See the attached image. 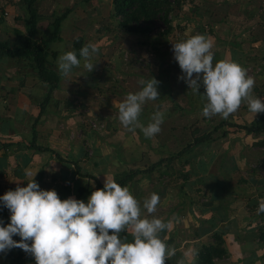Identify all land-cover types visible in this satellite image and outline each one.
Instances as JSON below:
<instances>
[{
	"label": "crops",
	"instance_id": "obj_1",
	"mask_svg": "<svg viewBox=\"0 0 264 264\" xmlns=\"http://www.w3.org/2000/svg\"><path fill=\"white\" fill-rule=\"evenodd\" d=\"M0 1L2 3V0ZM80 1L37 0L35 2L37 13L44 17L37 24L39 33L42 34L46 31L51 21L65 12L67 8L71 9L68 16L72 18L74 16L72 11H75L77 7H81ZM249 1L180 0L179 8L181 13L184 14L182 15V20H185L182 21L180 19V25H182L183 29L185 28L189 31L188 37L191 34L193 36L197 34L207 36L213 44L211 51L213 53L216 52L221 60H231V51H234L238 58L240 51L229 48L228 42H234L231 39L235 40L242 32L243 34L244 32L250 33L253 30L251 27L241 28L242 25L247 26V24L251 23L252 17L254 19L257 17L258 23L256 27L264 26V0H253L250 3L251 5ZM2 6L4 7V5ZM247 7H252L249 10L250 12L248 11L249 15L245 14V11L248 10ZM6 10L11 11L17 17L24 18L25 16V5L24 3L21 4L20 0H13V4L6 5L4 13H6ZM68 16L62 20L60 25V41L54 40L48 44L49 59L55 60L58 54L55 48L50 49L49 46L51 44L63 43L66 45V37L68 41L70 37L73 36L75 38L77 36L78 24L76 25V23L72 22L69 24ZM0 17H3V15ZM3 18L0 25V39L13 42L15 40L14 29L17 28L24 33V26L20 29L19 26L13 25V20L7 21ZM180 20H177V22ZM230 21L233 24H230ZM234 29H239L240 32H229V30ZM171 31H173V28ZM248 33V47L256 46L259 49H256V54L253 52L245 55L258 56L244 57L248 61H253L254 59L257 62L264 61V58L259 56V50L264 51V35L258 38L256 35ZM116 35H118L117 32ZM161 37L162 41H157L152 35L145 37V39L147 43L150 42L151 46H153V51H159L158 49L161 50L164 44L168 45L166 36ZM95 40H88L87 42V39H85L82 44L84 46L91 43L95 46ZM137 43L139 45L140 41L135 42L136 46H138ZM67 44L69 43L67 42ZM142 44L146 43L142 42ZM235 47H238L237 43H235ZM67 51H74L73 45L70 50L65 52ZM165 55L168 54L165 52ZM155 56L160 63L167 61L168 58L171 59L169 62H172L174 58V56H164V54L158 56L153 53V58ZM93 61L96 62L97 59L94 58ZM115 67H117L116 64ZM159 68L156 65V69H150L149 72H145L147 76L143 73L141 77L144 80H147L149 75L156 78L159 73H162ZM154 71L158 74L154 73ZM163 74H169V70L163 72ZM98 77L101 80L103 75L100 73ZM102 82L103 80L92 85L96 87ZM91 90V87L84 89V91L79 90L81 97L82 94L85 95L84 102H82L85 106H92L91 101H89V92ZM77 92H73L76 93L74 98L78 97ZM47 93V85L38 80L35 71L28 66L20 64L15 59L6 56L0 57V196H3L9 190H15L17 185L21 187L27 186V182L31 181L36 175L34 179L42 190H55L61 200L75 197L78 200L87 202L91 193L88 194L86 191L94 190L97 181L104 185L106 180L112 181L120 175L148 168L137 167L136 163H139L141 154L139 149H137L138 155H133V149H130L131 141L128 136L123 134V128L118 126L116 132L119 134L118 144L120 143V149L117 152L111 150V148H114L113 145L102 144L99 139L101 136L100 131H92L85 127L82 120L83 116H81L85 113L80 115V113L76 112L73 105L70 108H66V110L61 105L56 107V109H49L52 100L54 101L52 104H59L57 99L60 98L55 96L67 94L65 85L61 86L59 83L58 87L51 92L50 102L45 104V108L44 110L42 109L41 113L40 106ZM114 102L115 100H113ZM105 110H98L100 118L105 116ZM2 111L5 112L4 115ZM80 117L81 120H79ZM118 124L121 123L119 122ZM67 128L71 129L69 134L65 132ZM107 129L109 133V128ZM109 134H111V131ZM111 135L116 134L113 133ZM32 143L36 147H46L49 150L38 152L29 147ZM135 156L138 157L135 159ZM59 157L64 162L60 161ZM76 169L84 175L90 174L94 176L96 180L79 176ZM27 173H31V175H27ZM141 175L128 182L126 187L130 189L131 193L141 204L152 193L159 195L160 203L157 205L156 212L151 215L161 218L165 222L171 221V226L160 235L165 243L176 248V252L182 249L183 254L184 252L196 253L198 251L197 248L207 244V241L211 239L214 233H219L224 240L227 251L226 257L228 258L217 260L216 264H264V212H258L260 204L264 202V181H256L255 184L249 181L244 186L235 187L233 189V198L229 200L224 199L221 192H218L217 195H211L209 205H206L205 208L200 207L203 217L199 218L198 227H184L183 229L178 222L177 215L179 213L176 212V209H169L168 215L165 216L159 212L162 207L171 206L172 204L176 206L177 204L174 203L176 202L175 199H172L171 194L167 193L165 187H161V189L155 188L154 184L150 185L147 184L149 182L142 181ZM143 175L145 180H149V173H143ZM156 181L155 179L152 182ZM247 188H249L248 193ZM231 205H233V208ZM189 211L193 212L192 209H189ZM215 213L217 214L215 215ZM142 214L145 216L149 215L146 211ZM186 215H189V212L186 211ZM9 217L10 212L0 204V220L4 222V225L10 222ZM179 228L182 229L180 230ZM127 231L128 234L121 233V237L129 236L128 239L131 242V229L129 228ZM13 239L17 240L20 238L19 236H14ZM205 239L208 240L204 241ZM9 253L13 255L21 253V260L24 261V264H36L35 259L30 254H26L18 248L12 249L6 254L0 253V264H16L14 262L11 263L10 258L7 256ZM185 256L187 255L180 256L184 264H192L194 262L195 256L191 259L192 261H188L187 257L184 258ZM168 261L170 263L173 262L171 264H176V260L173 261L172 258Z\"/></svg>",
	"mask_w": 264,
	"mask_h": 264
},
{
	"label": "rangeland",
	"instance_id": "obj_2",
	"mask_svg": "<svg viewBox=\"0 0 264 264\" xmlns=\"http://www.w3.org/2000/svg\"><path fill=\"white\" fill-rule=\"evenodd\" d=\"M252 1L250 0L249 4ZM20 3L23 4L22 1ZM79 3L81 7H77L75 11H72L74 16L69 18L67 15L70 19H68V23L78 24L79 32L77 31L76 34L82 38V43L85 39H87V42L88 40L96 39L95 47L98 49V54L92 58V62L96 66L89 73L84 68V60L81 58L80 66L73 68L68 77H62L58 71L59 76L62 77L59 83L61 86L65 85L67 94L55 96L60 98L57 99L59 104L54 105L52 104V102L54 103L53 100L49 101L51 103L49 109H56L60 105L65 108L66 102H72L77 113H80V115L85 113L81 115L83 116L82 120L85 127L98 132V130L91 128V123L102 124L99 130V133H101L99 139L102 144L113 145L114 148H111V150L117 152L120 149V143L118 144L119 134L116 132L118 126L123 128V134L128 136L131 141L130 149H133V155H138L137 149H139L141 154L139 163H136L137 167L147 168L161 159L174 157L170 161L165 160L158 168L156 167L149 173V180H145L143 174H140V177L142 181L149 182L147 184H154L155 188L161 189V187H165L167 193L171 194L172 199L176 201L174 203L177 205L174 206L172 204L171 206L162 207L159 212L165 216L168 215L169 209H176V212L179 213L177 215L178 222L183 229L184 227H198L199 218L203 217L200 207L205 208L206 205H209L211 195H217L218 192H221L222 197L229 200L233 198V189L235 187L244 186L249 181L254 182V184L256 181H264V131L249 134L238 129V127L250 125L259 114L255 115V113L250 112L247 103L242 102L240 108L226 119L221 115H215L210 119L205 118L201 114L204 101L199 95L190 90L182 80H178L182 73L174 58L172 62H169L171 59L168 58L167 61L161 63L156 60V56L153 58V53L158 56L162 54L164 56H174L172 44L187 40L193 36L191 34L188 37L189 31L185 28L183 29L182 25H180L182 15H184L181 13V9L172 18V20L174 19L172 22L173 31L166 36L168 45L164 44L161 50L153 51V46H151L150 42L147 43L144 36L125 34L124 31L117 30L116 22L110 18V11L112 12L111 0H87V2L81 0ZM10 4H13V0H2L0 4L3 19L7 21L13 20V25L19 26L21 29L23 24L21 21H17L20 18L12 14L9 11L10 9L6 10V14H4L6 5L9 6ZM251 8L247 7L246 15H249ZM177 20L180 21L177 22ZM257 23V17L256 19L252 17L251 23L247 24V26L242 25L241 28L251 27L253 30L250 33L244 32L243 34L242 32L235 40L231 39V41L238 44V47H231V49L240 51L238 53L240 60H244L245 54L249 55L253 52L256 54V49H259L256 46L248 47L247 37V33L256 35L258 38L264 35V32H262L264 31V26L256 27ZM230 24H233V22L230 21ZM154 27V32L151 34L152 37L157 41H162L160 34L163 29L162 23L157 20ZM116 32L118 35H116ZM229 32L239 33L240 30L234 29L229 30ZM73 39L74 37L72 36L67 41L66 37V45L57 43V45L51 44L49 46L50 49L55 48L58 53L55 60L49 59L50 62L52 61V69L56 72L58 70V57L66 50L71 49ZM137 41H140L139 45L137 43L138 46L135 45ZM142 42L146 44H142ZM165 52L168 55H165ZM259 53V56L264 58V51L259 50ZM248 55L247 57L258 56ZM94 58L97 59L96 62L93 61ZM252 62H256V64L253 65ZM20 64L23 63L21 62ZM115 64L117 67H115ZM156 65L162 71L155 78L160 82L158 87L160 98L156 101H147L143 106V112L139 119L146 126L150 122L153 112L159 110L164 112L165 116L161 132L149 139L145 138L139 127L134 132H129L121 124H118L120 122L118 119V108L128 93H135L140 90L141 85L139 82L143 79L141 77L142 74L144 73L147 76L145 72H149L152 68L156 69ZM243 65H246L244 69H250L247 74H252L255 79L253 95L264 97V61L257 62L246 59ZM260 65L263 69L255 68ZM257 69H259V72L255 74ZM168 70L169 74L164 75L163 72ZM100 73L103 75L101 80L98 77ZM156 74L158 73L156 72ZM102 80L103 82L98 86L94 87L92 85ZM90 87L92 90L89 92V101H91L92 106H85L82 103L85 95L82 94L81 97L79 90L84 91V89ZM199 91L201 94L204 93L203 86H201ZM73 92H77L78 97L74 98L76 93ZM113 100H115L114 103ZM102 109H106L105 113L103 112L105 116L100 118L98 110L101 111ZM2 113L4 115L5 112L2 111ZM79 120H81V117ZM107 128H109V133L111 131V134L114 133L117 136L109 134ZM70 130L69 128L65 129L66 134H69ZM208 134H210L208 140L195 143L196 140ZM189 145H191L190 148L180 156H177L180 151L189 147ZM137 157L135 156L134 158L136 159ZM155 179L157 181L152 182ZM231 207L233 208V205ZM189 209H192L193 212L191 213ZM186 211L189 212V215H186ZM179 229L181 230L182 228ZM207 240L205 239L204 241ZM209 241L212 242V239H209L207 244ZM199 249L197 248V250ZM195 254L193 252H184L183 254L181 249L171 258L173 261L176 260L177 264V261L181 260V255L182 257L187 255L184 258L187 257L188 261H192L191 259H193ZM168 260L166 264L173 263Z\"/></svg>",
	"mask_w": 264,
	"mask_h": 264
},
{
	"label": "clouds",
	"instance_id": "obj_3",
	"mask_svg": "<svg viewBox=\"0 0 264 264\" xmlns=\"http://www.w3.org/2000/svg\"><path fill=\"white\" fill-rule=\"evenodd\" d=\"M212 48L211 40L200 34L172 44L174 60L182 73L178 80L204 101L201 114L209 119L215 115L226 119L242 102L255 115L264 113V97L253 95L254 77L235 61L225 59L214 64ZM97 54L98 49L91 43L79 50L89 73L96 66L92 58ZM80 64L75 51L64 52L57 59L62 77H68ZM139 83L140 90L128 93L119 104L118 119L129 132L139 127L150 139L161 132L164 112H153L146 126L139 118L147 101L160 98V82L149 75ZM35 176L27 186L17 185L0 196V204L10 212L7 225L0 220V253L18 248L30 254L36 264H166L175 256L176 248L160 235L171 221L151 215L160 203L157 193L141 204L128 187L106 180L87 202L75 197L61 200L55 190H42ZM144 211L149 215H143ZM258 212H264V202ZM129 228L131 242L129 236L121 237V233L128 234ZM14 236H19V241Z\"/></svg>",
	"mask_w": 264,
	"mask_h": 264
},
{
	"label": "trees",
	"instance_id": "obj_4",
	"mask_svg": "<svg viewBox=\"0 0 264 264\" xmlns=\"http://www.w3.org/2000/svg\"><path fill=\"white\" fill-rule=\"evenodd\" d=\"M20 1H22L25 5V16L24 18L17 17L20 18L17 19V21H21L23 24L24 33L15 28L13 32L15 40L13 42L0 39V57L6 56L17 60L20 63L22 62L24 66H28L36 72L39 81L47 85L48 93L40 106L42 113V109L44 110L45 104L50 100L51 92L58 87L60 81L59 74L52 69V63L48 58V44L54 40L60 41L59 30L61 22L71 12V9L67 8L60 16L55 17L49 24L46 31L40 34L37 29V24L40 20L44 19V17L37 13L35 5L37 0ZM84 2H87V0H84ZM111 5L112 12L110 11V18L116 22L117 29H121L128 34H137L142 37H148L154 32V24L155 21L158 20L163 25V29L160 33L161 36H167L172 30V18L177 15V11L180 9V0H111ZM0 16H2V12L0 13ZM2 18L3 17H0V25L2 23ZM72 45L74 51L77 53L78 59H80L79 50L83 45L82 38L76 36L72 40ZM228 47H235V42H228ZM245 56L247 57V55ZM231 57V61L239 63L243 68L246 67V65H243V63H245V58L244 60L238 59L234 51H231ZM217 61H221V59L215 52L213 60L214 64ZM254 61L256 60L254 59ZM252 63L253 65L256 64V62ZM255 68L263 69L261 65ZM259 69H257L255 74L259 72ZM65 105V108H70L72 106V102H66ZM238 129H241L249 134H256L264 131V113H260L250 125L238 127ZM209 138L210 134L196 140L195 143L205 142ZM29 147L37 150L38 152L49 150L46 147H36L34 143H32V145L30 144ZM190 147L191 145L180 151L177 156L183 154ZM173 158L174 157L161 159L152 163L150 167L145 170H136L129 174L120 175L115 179V182L120 184L122 187L126 186L127 183L132 181L136 176L143 173H150L156 167L158 168L162 162H165V160L170 161ZM59 160L64 162V160H61L60 157ZM76 171L79 176L96 180V178L90 174L84 175L79 172L78 169H76ZM103 186L104 185H101L97 181L96 188L86 192L90 194L97 189H102ZM211 239L212 242L202 245L196 252L195 259L192 264H216L217 260H221L227 256V251L221 234L214 233ZM16 241H19V239ZM7 256L10 258L11 263L14 262L16 264H24V261L21 260V253L17 255L9 253Z\"/></svg>",
	"mask_w": 264,
	"mask_h": 264
},
{
	"label": "built area",
	"instance_id": "obj_5",
	"mask_svg": "<svg viewBox=\"0 0 264 264\" xmlns=\"http://www.w3.org/2000/svg\"><path fill=\"white\" fill-rule=\"evenodd\" d=\"M6 14V13H4ZM250 70V69H247V71ZM249 76L253 77L252 74H249ZM102 127V124H97V123H91V128L94 129V130H100V128Z\"/></svg>",
	"mask_w": 264,
	"mask_h": 264
}]
</instances>
